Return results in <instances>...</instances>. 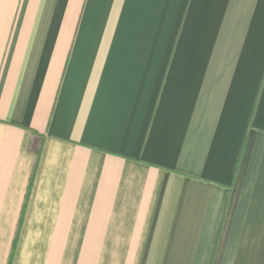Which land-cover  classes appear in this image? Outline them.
<instances>
[{"label": "crops", "instance_id": "1", "mask_svg": "<svg viewBox=\"0 0 264 264\" xmlns=\"http://www.w3.org/2000/svg\"><path fill=\"white\" fill-rule=\"evenodd\" d=\"M0 264H264V0H0Z\"/></svg>", "mask_w": 264, "mask_h": 264}, {"label": "trees", "instance_id": "2", "mask_svg": "<svg viewBox=\"0 0 264 264\" xmlns=\"http://www.w3.org/2000/svg\"><path fill=\"white\" fill-rule=\"evenodd\" d=\"M33 133H35L34 131H33ZM39 152V149L36 151V154Z\"/></svg>", "mask_w": 264, "mask_h": 264}]
</instances>
